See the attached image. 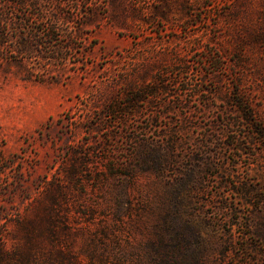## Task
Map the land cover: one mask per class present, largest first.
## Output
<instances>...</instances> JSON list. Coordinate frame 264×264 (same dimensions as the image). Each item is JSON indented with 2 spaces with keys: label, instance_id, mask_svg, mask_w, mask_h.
Here are the masks:
<instances>
[{
  "label": "rangeland",
  "instance_id": "rangeland-1",
  "mask_svg": "<svg viewBox=\"0 0 264 264\" xmlns=\"http://www.w3.org/2000/svg\"><path fill=\"white\" fill-rule=\"evenodd\" d=\"M0 34V264H264V0H0Z\"/></svg>",
  "mask_w": 264,
  "mask_h": 264
},
{
  "label": "trees",
  "instance_id": "trees-1",
  "mask_svg": "<svg viewBox=\"0 0 264 264\" xmlns=\"http://www.w3.org/2000/svg\"><path fill=\"white\" fill-rule=\"evenodd\" d=\"M51 26L54 28L53 24H51ZM50 29V28H49ZM53 32V31H52ZM5 36L3 34H0V47L2 46V43L4 41ZM43 40L39 35H33V36H27V35H22L20 36V42L19 45L17 47L11 48V50H9V55H14V56H19L20 59L22 58H33L36 60V58L38 60L40 59H49V64L51 66L55 65V60H52L54 58H56V56H45L42 52V45H43ZM7 49V48H6ZM8 51V50H7ZM56 52V50H55ZM7 53L6 51L4 52L3 50L0 49V58H3L4 56L7 57ZM12 53V54H11ZM64 58H60V65H62V61H64ZM33 67H37V66H33ZM60 121V118L57 120ZM45 127L46 124H45ZM1 219H4V222L10 221V220H15V221H20L19 222V226H22V228H25L26 223H24V216H23V211L21 210H16L13 213H9L6 212L4 214V216H2ZM3 222V223H4ZM2 247L0 246V256H3L2 252ZM11 258L14 264H23L25 263L26 257L25 254L23 252H20V248H16L15 250L11 253Z\"/></svg>",
  "mask_w": 264,
  "mask_h": 264
}]
</instances>
